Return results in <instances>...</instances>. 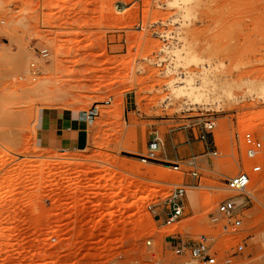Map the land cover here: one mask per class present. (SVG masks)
<instances>
[{"label":"rangeland","instance_id":"obj_1","mask_svg":"<svg viewBox=\"0 0 264 264\" xmlns=\"http://www.w3.org/2000/svg\"><path fill=\"white\" fill-rule=\"evenodd\" d=\"M170 1L0 0V264H199L171 246L204 236L218 264L237 251L235 264H264V174L241 234L211 222L226 180L252 167L246 132L264 135V0H193L188 18ZM206 77L214 86L196 94ZM49 81L66 91L36 90ZM54 110L97 117L80 149L38 143L37 119ZM156 135L202 150L142 163ZM181 183L184 217L165 226L149 208Z\"/></svg>","mask_w":264,"mask_h":264},{"label":"built area","instance_id":"obj_2","mask_svg":"<svg viewBox=\"0 0 264 264\" xmlns=\"http://www.w3.org/2000/svg\"><path fill=\"white\" fill-rule=\"evenodd\" d=\"M137 30H144L143 24L137 26ZM160 68L165 74L175 71V65L172 62H161ZM205 129L210 131L214 136L215 124L212 122L207 123ZM203 140L207 138L206 134L201 136ZM163 140L159 136H155L148 146V152L141 158L142 163H149L159 160L160 152L163 150ZM244 146L248 160L252 162L250 171H245L243 168L234 176L226 180L223 192L231 194L224 197L218 206L217 215L211 218L212 224L218 226L223 235H239L243 232L245 223V208L251 204L247 199L249 196V187L251 185L253 175L264 174V135L258 132H246L244 136ZM218 156V152L213 153ZM192 162L193 167L189 171L193 179L199 180L201 171L197 165ZM185 163L178 162L173 164L172 168L176 172L182 170ZM188 164V163H187ZM188 185L181 183L175 185L172 194L158 203L151 206L149 210L152 212L158 211L157 217L164 218L165 226H172L177 224L185 214V198L187 196ZM245 196L247 202H239L238 197ZM148 245H152V241H148ZM214 240L210 237H202L200 242H180L172 244V253L178 257L189 258L199 264H218L216 252L213 249ZM243 246H238V250H242ZM238 254V251L230 255L224 264H235L233 258Z\"/></svg>","mask_w":264,"mask_h":264},{"label":"crops","instance_id":"obj_3","mask_svg":"<svg viewBox=\"0 0 264 264\" xmlns=\"http://www.w3.org/2000/svg\"><path fill=\"white\" fill-rule=\"evenodd\" d=\"M93 116L92 112L76 115L71 111H43L37 119V141L47 150H62L64 148L78 150L82 144L81 142L78 144L77 140L84 142L80 135L89 133L90 127L97 119ZM78 136L80 137L78 138ZM182 140L172 144L168 138L163 140V153L166 154L167 147L178 148L184 152V155L181 154V157H177L181 160L180 158L183 156H193L201 152V145H191L188 138H186V142Z\"/></svg>","mask_w":264,"mask_h":264},{"label":"bare ground","instance_id":"obj_4","mask_svg":"<svg viewBox=\"0 0 264 264\" xmlns=\"http://www.w3.org/2000/svg\"><path fill=\"white\" fill-rule=\"evenodd\" d=\"M193 0H174V1H170V6H175L176 4H183L185 6H187L186 8V16L187 18L188 17H191L192 13H191V9L188 7L191 3H192ZM179 55H182V51H180L178 53ZM187 60L189 61H192V62H196L198 61V58L197 56L195 55H192V56H188V58H186ZM54 80V79H52ZM193 78H189V80L187 81V85L186 86H183L182 89H185L188 90L189 88H192L194 85L192 84L193 83ZM51 81H49V83H45V84H42L38 87H36V90L39 92L41 91H46L50 94L52 93H55V94H58L60 92H64L66 91V86L63 85V86H60L59 84L57 83H50ZM55 82H58V80H55ZM214 86L213 84V81L210 79V78H204L203 79V82H202V86L201 87H198L195 91L196 94L198 93H207L209 92L212 87ZM260 182H258L257 184H259ZM192 202L196 203V197H192L191 198Z\"/></svg>","mask_w":264,"mask_h":264}]
</instances>
